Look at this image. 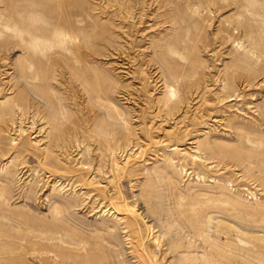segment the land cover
Returning <instances> with one entry per match:
<instances>
[{
    "label": "rangeland",
    "instance_id": "obj_1",
    "mask_svg": "<svg viewBox=\"0 0 264 264\" xmlns=\"http://www.w3.org/2000/svg\"><path fill=\"white\" fill-rule=\"evenodd\" d=\"M0 264H264V0H0Z\"/></svg>",
    "mask_w": 264,
    "mask_h": 264
}]
</instances>
